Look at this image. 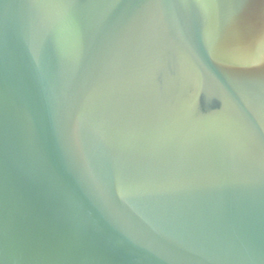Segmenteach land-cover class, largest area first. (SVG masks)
I'll return each mask as SVG.
<instances>
[{"label":"water","instance_id":"obj_1","mask_svg":"<svg viewBox=\"0 0 264 264\" xmlns=\"http://www.w3.org/2000/svg\"><path fill=\"white\" fill-rule=\"evenodd\" d=\"M0 264H264V0H0Z\"/></svg>","mask_w":264,"mask_h":264}]
</instances>
